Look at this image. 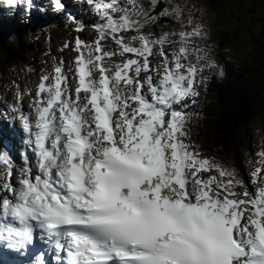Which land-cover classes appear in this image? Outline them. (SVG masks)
<instances>
[{
    "label": "snow or ice",
    "instance_id": "obj_1",
    "mask_svg": "<svg viewBox=\"0 0 264 264\" xmlns=\"http://www.w3.org/2000/svg\"><path fill=\"white\" fill-rule=\"evenodd\" d=\"M85 2L100 22L94 42L75 40L74 90L61 61L41 77L34 120L13 108L33 155L13 183L0 151V241L24 255L39 238L56 264H264V167L246 185L191 143L185 109L204 66L218 67L203 26L160 0ZM165 17L181 29L164 30ZM31 264H49L48 254Z\"/></svg>",
    "mask_w": 264,
    "mask_h": 264
},
{
    "label": "rangeland",
    "instance_id": "obj_2",
    "mask_svg": "<svg viewBox=\"0 0 264 264\" xmlns=\"http://www.w3.org/2000/svg\"><path fill=\"white\" fill-rule=\"evenodd\" d=\"M139 2H144V0H139ZM216 2V4L210 5L208 0H168L167 1V7L172 10L174 8H179L183 11V20L187 24L189 21L194 22L195 24H198L197 21H201L203 28L205 32L208 34L210 39L207 41L206 46L211 48H217V29L220 28H227L228 31H234L238 33V39H233L228 47L225 48V53L233 55L234 58L240 60L241 58H245L250 63L252 59V53H251V47H250V41L252 38V34L255 37H260L262 27L260 24L255 21L247 10L243 9V7H239L238 3H234L232 0H222V2ZM126 3V2H125ZM253 3L258 8L257 15L264 17V0H253ZM253 3L249 0L248 1V7L252 8ZM12 8H7V10H10ZM88 15H91V11L89 9ZM256 15V16H257ZM27 18V17H26ZM169 19H172L176 25H178L181 28V23L179 18L176 17H168ZM65 32L55 29L56 34H53L51 32L47 33H41L38 35H35L31 38L24 39L23 45L26 50V54L23 55L22 61L19 63V66L17 68L12 69L9 63H5L6 67L5 70H3L2 73H0V89L3 87L4 84H8L9 87H11L12 81L19 78L24 73H28V71L32 70L30 72L29 76L32 79H37L39 76V71L41 69H49L50 66L55 63L52 60V56L57 53L55 50L56 47L60 50H62V46L64 47L65 40H68L69 43L68 46L74 47L72 35L74 38V41L81 36V31H76L75 28L69 29V28H63ZM178 28L174 27L175 31ZM187 30H191L189 27ZM69 32V33H68ZM50 33H52L50 35ZM72 35H71V34ZM63 34V35H62ZM62 35V36H61ZM63 36H65L63 38ZM71 37V39L67 37ZM61 38V39H60ZM97 37L91 39L93 42L95 41ZM62 41V42H61ZM196 44L199 46H205L203 42L196 41ZM49 46L51 48H49ZM177 47L176 45H173L172 47L167 48L166 50L171 53V51ZM215 52V51H214ZM212 53V60L215 62L217 61L215 57V53ZM217 52L218 51L217 49ZM68 57H71V54H68ZM56 59V65L60 64L58 56L53 57ZM63 59V58H62ZM221 61V60H220ZM218 62V61H217ZM216 62V63H217ZM46 63L49 65L44 66ZM65 63V62H64ZM219 64V63H218ZM9 66V67H8ZM203 66V65H202ZM219 66V65H218ZM12 70V71H10ZM66 70V69H65ZM204 72L205 74H215L218 73L217 69H211L207 66H204ZM33 76V77H32ZM28 83V81L23 82ZM32 84V82H31ZM205 85V81L202 87H199L200 90H203ZM8 95V92H5V96ZM210 97H213V94L210 93ZM211 100V99H207ZM202 100H200L199 103H201ZM205 103V101H203ZM214 101L212 102V104ZM207 118L202 115H193L192 116V122L188 126V130L190 131L191 138L195 144H197L198 148L203 151L206 156H209L213 152V148L210 147V145H204L201 134H203L205 137H208L209 132V126L212 124L211 122H208L206 120ZM208 127V128H207ZM249 142H250V149L244 152L242 154H237L236 152H233V154H228V156L225 158H222L227 163V167L229 168H236L238 170V176L244 180V182L248 185L251 181V173L258 167H264V164L261 163V157L258 155L261 152H264V117L259 118L253 122L251 127L249 128ZM204 146V149L202 148ZM210 152V154L208 152ZM220 154V152H219ZM241 174V175H240ZM242 175H245V179L242 177Z\"/></svg>",
    "mask_w": 264,
    "mask_h": 264
},
{
    "label": "trees",
    "instance_id": "obj_3",
    "mask_svg": "<svg viewBox=\"0 0 264 264\" xmlns=\"http://www.w3.org/2000/svg\"><path fill=\"white\" fill-rule=\"evenodd\" d=\"M222 0H208L210 5ZM239 7L247 10L250 16L262 27L261 36L252 34L250 41L252 61L240 60L233 55L225 53L233 39H238L236 30L228 31L227 28L218 29V41L221 46L219 56L225 64V72L215 78L211 84L212 100L215 104H209L205 108V115L212 119L209 126V136L206 144L220 151L222 155L242 153L250 149L249 128L253 122L264 117V17L257 15L258 8L248 7L249 0H232ZM219 2V3H220ZM161 2L159 8H163ZM257 15V16H256ZM12 34L4 32L0 34V71L5 63L20 62L24 49L21 44L12 42Z\"/></svg>",
    "mask_w": 264,
    "mask_h": 264
},
{
    "label": "bare ground",
    "instance_id": "obj_4",
    "mask_svg": "<svg viewBox=\"0 0 264 264\" xmlns=\"http://www.w3.org/2000/svg\"><path fill=\"white\" fill-rule=\"evenodd\" d=\"M81 22H82V20H81ZM63 35V34H62ZM61 35V36H62ZM68 40H65V42H64V48H65V44L67 43V44H69V43H71V42H67ZM73 43V42H72ZM49 48H51L50 46H49ZM66 57H68V55H66ZM71 57H73V55L71 54ZM56 59L57 58H55L54 60L56 61ZM54 60L52 59L51 61H53L54 62ZM65 62V63H64ZM68 63H69V61H67V60H64L63 59V65L65 66V68L63 67V69L65 70L67 67H68ZM46 65H49L48 63L46 64ZM58 65H60V64H58ZM50 68H51V66H50ZM49 68V69H50ZM45 70H47V69H41L40 71H39V73L40 72H42V71H45ZM33 77V76H32ZM34 88L35 87H33V86H31V83L29 84V93H33L34 92ZM29 96L28 95H26L25 96V103L28 105L29 104ZM8 118H9V122H10V124L9 123H7L6 121H1V124L2 123H5L4 125H0V128H1V126H2V129L8 134V132H10L9 134L11 135L12 134V130H14V131H16V134L18 133V138H16V141H15V145H16V143L18 142V140L20 141V148L22 147V143H21V140H20V137H19V129H14L13 127H11V126H13V125H15V124H18L17 122H16V120H14V119H12L10 116H8ZM12 129V130H10L9 129V127ZM15 137H17V135H15ZM21 137H23V135L21 134ZM0 141H2V135H0ZM17 147H19V146H17ZM20 151H22V149H20ZM17 156V155H16ZM17 158H19V155H18V157ZM202 174V173H201Z\"/></svg>",
    "mask_w": 264,
    "mask_h": 264
}]
</instances>
